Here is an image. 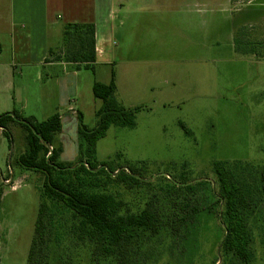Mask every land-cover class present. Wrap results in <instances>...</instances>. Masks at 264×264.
<instances>
[{"label": "rangeland", "instance_id": "rangeland-1", "mask_svg": "<svg viewBox=\"0 0 264 264\" xmlns=\"http://www.w3.org/2000/svg\"><path fill=\"white\" fill-rule=\"evenodd\" d=\"M126 27L112 38L121 44H110L103 59L83 68L75 111H57L64 117L60 161H79L77 112L95 127L102 101L93 85L114 77L117 99L138 108L136 125L111 126L93 161L135 170L139 185L114 189L125 209L185 220L178 231L146 242L131 264H245L221 246L219 167L246 190L250 264H264V0H185L164 11L155 6L133 42L129 21ZM74 42L62 39L54 56ZM16 79L28 101L14 108L40 122L49 118L54 102L44 109L33 100L39 92L34 69ZM23 134L19 125L12 141L0 134V264H27L40 204L44 176L17 164L26 148ZM74 264L93 263L87 253Z\"/></svg>", "mask_w": 264, "mask_h": 264}, {"label": "trees", "instance_id": "trees-1", "mask_svg": "<svg viewBox=\"0 0 264 264\" xmlns=\"http://www.w3.org/2000/svg\"><path fill=\"white\" fill-rule=\"evenodd\" d=\"M71 40L75 42L67 46L60 59L77 64V68L83 65L88 69L96 63L93 23L66 24L63 42L67 44ZM116 90L114 77L107 85L94 83V97L102 101L96 111L95 127L85 125L83 114L77 112L82 142L76 163L60 161L62 146L57 137L62 132V115L59 112L41 122L25 117L17 109L0 115V134L9 141L13 140L14 126L23 129L26 148L17 158V164L44 176L27 264H74L76 258L87 253L93 264H100L104 259L111 264H131L146 242L160 239L164 231L176 232L185 223L184 219H163L148 209L141 212L125 209L114 189L124 184L128 191L132 190L140 184L137 173L131 168L128 173L93 161L98 141L111 126L132 128L136 125L138 108L124 106L117 99ZM218 174L219 203H223L219 214L222 249L250 264L254 252L247 216L249 197L235 176L231 177L221 167Z\"/></svg>", "mask_w": 264, "mask_h": 264}, {"label": "crops", "instance_id": "crops-1", "mask_svg": "<svg viewBox=\"0 0 264 264\" xmlns=\"http://www.w3.org/2000/svg\"><path fill=\"white\" fill-rule=\"evenodd\" d=\"M184 1L0 0V115L28 101L23 98L22 86L17 87L16 78L24 76L29 68L34 69L39 83L38 95L33 100L41 108H49L54 102L52 114L64 107L75 111L73 103L80 96L83 67L77 68V64L54 56L66 24L95 25L97 64L107 55L110 44H121L112 42V38L126 31L128 21L133 42L138 38V27L149 22V13L155 6L164 11ZM30 116L37 120L35 115Z\"/></svg>", "mask_w": 264, "mask_h": 264}, {"label": "built area", "instance_id": "built-area-1", "mask_svg": "<svg viewBox=\"0 0 264 264\" xmlns=\"http://www.w3.org/2000/svg\"><path fill=\"white\" fill-rule=\"evenodd\" d=\"M5 183L8 185L11 184L12 183V177L5 179ZM12 187H14V186H12Z\"/></svg>", "mask_w": 264, "mask_h": 264}]
</instances>
